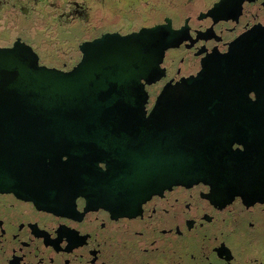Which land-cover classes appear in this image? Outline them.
<instances>
[{
	"label": "flooded vegetation",
	"instance_id": "1",
	"mask_svg": "<svg viewBox=\"0 0 264 264\" xmlns=\"http://www.w3.org/2000/svg\"><path fill=\"white\" fill-rule=\"evenodd\" d=\"M154 26L167 30L172 45L146 73L150 82L142 78L146 115L166 84L196 75L249 32L264 31V0H0V47L21 41L39 64L63 71L80 62L84 43ZM251 54L248 60L262 64L231 84L250 99L232 106L246 111L233 114L232 148L261 166L264 105L252 102L264 92L253 80L264 75V49ZM99 165L77 179L85 188L56 208L0 192V264H264V194L244 200L199 180L137 201L123 192L119 170ZM249 172L264 190V169Z\"/></svg>",
	"mask_w": 264,
	"mask_h": 264
},
{
	"label": "water",
	"instance_id": "2",
	"mask_svg": "<svg viewBox=\"0 0 264 264\" xmlns=\"http://www.w3.org/2000/svg\"><path fill=\"white\" fill-rule=\"evenodd\" d=\"M170 45L163 26L104 35L84 43L82 59L68 71L39 64L21 41L0 47V192L56 208L73 200L86 186L77 179L102 162L120 171L123 192L137 201L199 180L244 200L263 195L249 171L264 169V161L251 165L245 149L232 148L233 114L246 113L232 106L250 99L231 92V84L262 64L248 57L264 49V31L249 32L196 75L166 84L146 115L142 78L150 82L146 73ZM260 73L253 80L264 90ZM255 93L252 103L264 105V92Z\"/></svg>",
	"mask_w": 264,
	"mask_h": 264
}]
</instances>
